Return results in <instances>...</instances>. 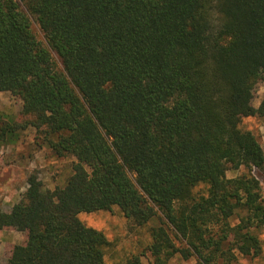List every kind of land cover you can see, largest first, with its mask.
<instances>
[{
  "label": "trees",
  "instance_id": "1",
  "mask_svg": "<svg viewBox=\"0 0 264 264\" xmlns=\"http://www.w3.org/2000/svg\"><path fill=\"white\" fill-rule=\"evenodd\" d=\"M23 2L0 0V93L75 162L54 190L30 174L0 212V231L23 233L4 264H105L109 241L79 215L113 207L133 227L157 220L151 264L260 256L264 153L240 124L261 112L264 0Z\"/></svg>",
  "mask_w": 264,
  "mask_h": 264
},
{
  "label": "rangeland",
  "instance_id": "2",
  "mask_svg": "<svg viewBox=\"0 0 264 264\" xmlns=\"http://www.w3.org/2000/svg\"><path fill=\"white\" fill-rule=\"evenodd\" d=\"M15 1L19 9L26 13L23 0ZM30 22L33 34L49 50L53 60L60 67L56 54L48 47L42 31L32 17ZM252 104L255 108H260L261 112L255 117L244 118L240 127L256 136L264 153V80L257 86ZM21 111L22 102L19 98L12 96L8 91L0 93V212L8 211L20 200L27 188L26 180L30 174L36 175L44 189L54 190L65 184L72 173V163L75 162L72 156L56 157L35 128L30 124L24 125L28 119ZM9 128H12L11 132ZM252 173L258 179L264 196V167L253 168ZM237 174L234 171L226 172L227 178ZM79 219L86 226L103 232L109 241L105 264L124 262L135 254L142 255L143 264L152 263L146 247L151 243L150 228L158 224L157 220L142 227H133L117 207H113L109 212L82 213ZM236 222L235 218L230 220L232 225ZM259 237L262 239L260 256L242 257L235 253V260L224 262L219 259L216 264H264V232ZM22 240L21 232L0 231V264H4L5 247L8 244H20ZM175 242L179 245L176 240ZM194 262L193 258L185 261L176 255L168 264Z\"/></svg>",
  "mask_w": 264,
  "mask_h": 264
}]
</instances>
